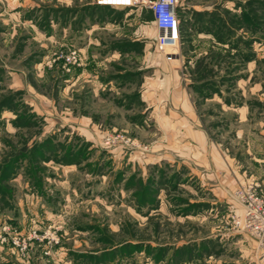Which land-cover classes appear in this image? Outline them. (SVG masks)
Segmentation results:
<instances>
[{
    "label": "rangeland",
    "instance_id": "374dc122",
    "mask_svg": "<svg viewBox=\"0 0 264 264\" xmlns=\"http://www.w3.org/2000/svg\"><path fill=\"white\" fill-rule=\"evenodd\" d=\"M184 2L180 77L229 161L227 174L201 171L213 189L173 157L147 167L158 140L167 145L159 127L171 136L174 123L165 130L137 89L174 60L151 43L158 61L137 46L113 62L110 42L130 26L91 24L123 19L120 9L85 13L87 29L62 27L61 13L52 29L47 0H0V264H264L232 223L248 186L261 195L264 0Z\"/></svg>",
    "mask_w": 264,
    "mask_h": 264
},
{
    "label": "crops",
    "instance_id": "0c3cea01",
    "mask_svg": "<svg viewBox=\"0 0 264 264\" xmlns=\"http://www.w3.org/2000/svg\"><path fill=\"white\" fill-rule=\"evenodd\" d=\"M121 1L122 0H115L118 4H112L111 6L121 10L118 13H121V16L124 14L123 19L104 21L99 17L95 18V23L92 22L91 24H95L97 29H104L106 27L105 24L108 23H112L116 28H120L121 25L130 26L129 28L127 27V36H125V34L120 36L118 30L115 32L116 37L112 38L111 42L109 41L112 46L109 54L115 57L112 58L113 62L120 60L122 56L131 59L135 55L134 48L137 46L140 48L142 61L146 62V59L150 61V59H152V53L157 55L153 57L158 61L161 54L151 52V43L154 44V50H156L155 40L157 28L153 20L152 12L147 5L150 0H136V2L129 5L119 3ZM47 2V7L50 12L49 26L52 29L57 24L60 25V21L62 20H60L59 15L61 13L64 15L63 19H65V23L62 27H68L69 29L72 28L71 26L73 24L78 23V29H84L86 28V21L84 19L85 13L90 11V13H92L94 9H98L101 5H110L99 4L97 0H47ZM143 10H148L149 13L145 15L144 18H141L140 13L143 14ZM188 10H190L189 5L187 6L184 0H180L176 11L180 20L181 39H183L184 35L183 30L187 28V18H185V14ZM192 10L197 11L196 8ZM77 18L78 22L73 21ZM97 42L99 43L101 41ZM106 59L108 58L104 60L106 61ZM180 59L181 58H177L176 56V58L173 59L174 61L170 63H165L162 59L164 64H168V66H164L162 62L157 69H154L153 76L156 75V77L150 78V88L145 86L144 88L137 89V98L144 106V110L151 108L152 113L160 117L162 123L165 124V130L169 125L167 120H171V122L174 123L171 136L166 134L162 126L159 127L160 134L163 133L162 137L167 140V145L163 144L160 139L158 140L157 143L159 146H153L152 152L149 153L151 163L147 167L161 165L163 163L162 159L173 157V161L175 162L181 160V162L189 164L190 172L195 176L198 174L196 178L199 177L203 180L200 186H206L204 187L206 189H213L215 184H212L213 186L207 184L204 175L202 174L201 176V171L202 173L205 171H214L215 173L224 172L227 174V164L229 161L226 158H228V156L219 152L216 144L209 139V135L204 127H202L201 118L199 117L200 113L193 96L195 91L194 88L190 87L193 83L183 82L180 77ZM143 81L146 83L145 79H143ZM98 88H104V86H99ZM108 88L111 89L113 87L109 86ZM216 96L220 98L222 95H214L211 98ZM222 104H225L226 107L236 106L237 108H248L246 103L237 105V103L234 104L233 101H229L227 103L223 102ZM140 124H142V122ZM176 127L179 128L176 130ZM261 133L264 137V130H262ZM236 175L237 173L233 174L234 177H236ZM256 179V187L260 191L261 196L264 197V171H259V176H257Z\"/></svg>",
    "mask_w": 264,
    "mask_h": 264
},
{
    "label": "built area",
    "instance_id": "2783aa9c",
    "mask_svg": "<svg viewBox=\"0 0 264 264\" xmlns=\"http://www.w3.org/2000/svg\"><path fill=\"white\" fill-rule=\"evenodd\" d=\"M180 0H150L147 5L150 8L154 23L157 28L155 46L156 50L163 54L167 60H173L177 56V50L181 40L180 20L177 16V5ZM136 0H122L119 3L132 4ZM99 4H118L115 0H97ZM174 13L176 24H171ZM240 201L244 208L242 219H232L235 227H241L248 231L258 242L259 248L264 254V198L255 192L253 185L248 186L240 194Z\"/></svg>",
    "mask_w": 264,
    "mask_h": 264
},
{
    "label": "clouds",
    "instance_id": "9594fccd",
    "mask_svg": "<svg viewBox=\"0 0 264 264\" xmlns=\"http://www.w3.org/2000/svg\"><path fill=\"white\" fill-rule=\"evenodd\" d=\"M170 2V0H165V3L168 4ZM171 17H172V22L171 24L174 26L176 24V20L174 18V13H170Z\"/></svg>",
    "mask_w": 264,
    "mask_h": 264
},
{
    "label": "trees",
    "instance_id": "16d2710c",
    "mask_svg": "<svg viewBox=\"0 0 264 264\" xmlns=\"http://www.w3.org/2000/svg\"><path fill=\"white\" fill-rule=\"evenodd\" d=\"M216 35H218V33H216ZM196 89V88H195Z\"/></svg>",
    "mask_w": 264,
    "mask_h": 264
}]
</instances>
